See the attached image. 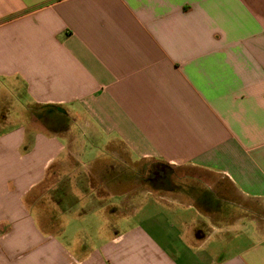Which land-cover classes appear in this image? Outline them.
Here are the masks:
<instances>
[{"label": "crops", "instance_id": "1", "mask_svg": "<svg viewBox=\"0 0 264 264\" xmlns=\"http://www.w3.org/2000/svg\"><path fill=\"white\" fill-rule=\"evenodd\" d=\"M0 264H264V0H0Z\"/></svg>", "mask_w": 264, "mask_h": 264}, {"label": "rangeland", "instance_id": "2", "mask_svg": "<svg viewBox=\"0 0 264 264\" xmlns=\"http://www.w3.org/2000/svg\"><path fill=\"white\" fill-rule=\"evenodd\" d=\"M150 203V201H149ZM86 206H87V201H81L80 203H77V206L73 207V212L70 214L72 216L69 215V217H67V219L65 218V216L61 217V219L64 221L65 224L70 225L71 227H76L79 226V229H81V231L85 228V232H80V235L83 237L89 236V239L91 240V242H97L99 240V238L96 237V235H94L92 232H89L85 227L86 222L83 221L82 223H80V225L72 222L71 220L73 219V215L77 212H82L86 210ZM133 209V208H132ZM36 210V209H35ZM133 210L129 211L126 209L125 214L121 215V216H117V217H112L111 220L114 223H118L121 227L125 228L128 226L129 222L130 225H134L138 223V217H131V213Z\"/></svg>", "mask_w": 264, "mask_h": 264}, {"label": "flooded vegetation", "instance_id": "3", "mask_svg": "<svg viewBox=\"0 0 264 264\" xmlns=\"http://www.w3.org/2000/svg\"><path fill=\"white\" fill-rule=\"evenodd\" d=\"M161 172H162V169L156 170V172L153 173L152 178L155 179V180H159L160 178H162L161 177V174H162Z\"/></svg>", "mask_w": 264, "mask_h": 264}]
</instances>
